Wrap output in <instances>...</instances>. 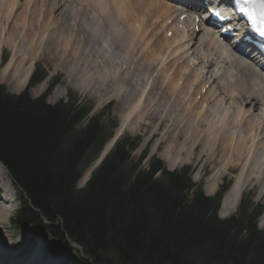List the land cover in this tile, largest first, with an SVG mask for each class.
Returning a JSON list of instances; mask_svg holds the SVG:
<instances>
[{
    "label": "trees",
    "instance_id": "16d2710c",
    "mask_svg": "<svg viewBox=\"0 0 264 264\" xmlns=\"http://www.w3.org/2000/svg\"><path fill=\"white\" fill-rule=\"evenodd\" d=\"M47 76L37 67L19 95L0 85V162L19 191L13 220L18 231L45 234L49 251L77 244L80 264H264V208L242 201L236 215L220 219L223 191L205 195L189 167L169 171L134 152L141 139L126 135L77 187L83 173L114 137L111 106L90 116L93 103L69 93L55 105L29 89Z\"/></svg>",
    "mask_w": 264,
    "mask_h": 264
},
{
    "label": "bare ground",
    "instance_id": "6f19581e",
    "mask_svg": "<svg viewBox=\"0 0 264 264\" xmlns=\"http://www.w3.org/2000/svg\"><path fill=\"white\" fill-rule=\"evenodd\" d=\"M20 1H0L1 37L7 38L9 33L15 40L17 34L24 32L26 40L29 39V45L32 47L35 38L30 40L29 37L35 32L44 31V24L49 18H59V22L49 28L54 36H51L46 43H41L39 47L42 48L47 44V54L50 51L57 54V50H61L59 57H51V59L63 70L76 65L75 60L77 61L81 55L90 57L96 52L97 46L103 45L104 39L110 38L109 44L112 42L119 50L118 56L126 61V70L114 66V62L119 58L111 55L114 52L105 51L106 55H102L103 53L100 54L98 51V57L103 62L98 60L91 63L92 65L89 64L87 71L69 70L68 73L69 78L79 85L93 84L94 94L100 95V101H103V97L109 94L107 91L113 88L114 96L119 93L122 95L123 102L131 112L124 123L120 124L118 135L122 134L131 116L136 113L141 126L146 130L157 131L160 144L166 146L161 156L169 160L172 168L187 160L194 161L195 158L191 157L193 153L198 156V161L203 159L209 167L212 166L211 168L216 170L210 181L211 186L206 190L208 196L213 194L212 186L225 174L228 172L238 174V181L236 179V183L222 202L220 210L222 218L226 217L222 215V210L232 206L231 214L236 210L242 193L246 190L248 193L252 192L249 188L244 190L247 184L252 186L253 190L257 189L256 191L264 187V74L257 69L255 62L227 53L216 37L208 34L207 27L202 28L203 33L198 40V36L196 37L191 30H188L187 34H181L177 28L179 24L176 25V30H173L175 39L171 42L166 40L165 46L168 48L166 60L159 58L149 49H146L149 52L145 54L144 51H140L144 48L136 27L128 26V36L121 29H109V23L114 25L116 21L110 22L111 13L106 16L107 13L102 11V7L98 8L102 12L103 17H101L104 18L103 26L99 25L96 16L92 19L82 17L79 33L75 39L72 38L74 47L71 49L61 47L63 41L59 43L60 37L66 39L71 21L73 27L77 22V17L73 16L69 8H63L64 0H61L62 2L25 0L23 4ZM90 1L94 10L100 11L96 7L101 1ZM107 1L115 9L116 0ZM130 2H134L137 8L146 6L147 17L150 16V9L165 17L158 18L167 22L184 14V11L177 9L172 2L166 0H118L117 10L125 8L126 5L127 8ZM17 12L19 14L14 15ZM27 17H29L28 22H25L24 19ZM12 18L16 21L15 23L12 21L13 26L9 23ZM94 19L98 23L94 21V25L90 26L87 20ZM134 23L132 21V24ZM186 23L190 22L187 20ZM133 34L135 36L138 34V37ZM6 38L1 45L9 44L16 47L19 44ZM21 45L23 47L24 44ZM19 47L20 44L15 50L16 55L20 54H17ZM205 47H208L206 53L202 51ZM121 53L124 55L122 56ZM190 53V56L195 58L194 63L189 60ZM22 56L25 57L21 59L20 64L17 61L14 64L15 61L12 59L7 65L4 71L7 81L2 78V81L9 85L15 84L13 89L16 91L26 86L35 64L33 54L31 57L28 56L29 61L26 54L20 55ZM29 65L30 67L27 68ZM132 65L133 69H131ZM203 69L207 72L204 73ZM208 84L209 90L207 89L205 95H202L201 92ZM64 95L63 92L56 90L52 97L56 100ZM109 148L110 144L107 149ZM7 175L4 166L0 164V176L6 189L4 199L0 197V223L10 217L16 195L15 188L6 178ZM90 175L91 172H88L86 177L89 178ZM5 255L2 254V257L4 258ZM36 262L37 260L28 261L29 264Z\"/></svg>",
    "mask_w": 264,
    "mask_h": 264
},
{
    "label": "rangeland",
    "instance_id": "374dc122",
    "mask_svg": "<svg viewBox=\"0 0 264 264\" xmlns=\"http://www.w3.org/2000/svg\"><path fill=\"white\" fill-rule=\"evenodd\" d=\"M0 1H2V0H0ZM97 1L99 2V0H97ZM100 1H101V4L98 3L99 6H97L96 8L99 9L98 7H102V11L107 13V14H105L106 16H108L109 13H111L110 16L112 18L110 17L109 21L110 22H112L113 20L116 21V23L112 22V23H114V25L109 23V29H111V30L121 29V31L123 30L122 32L127 33V28H129L128 26L134 25V27H136V30H138V32H139V38L142 42V44H141L142 48H144V49H141L140 51H144L145 54H147L149 51H151L153 54H155L159 58H162L163 60H166L168 58V54H166L168 51L167 46H165L166 43L164 44V46H162L163 39L157 38V35H159L161 33L160 27H161V29H165V32L167 31V29H166L167 20L158 18V17H162V18H165V17H163L161 14H158L156 11L152 12L150 9H149L150 16L147 17V15H148L147 9L148 8L146 6L141 7V8H137L134 2H130L129 6L127 8H126V6H127L126 5L125 8H121V9L117 10L118 9V3H117L118 0L115 1L116 5H117L115 7V9L110 6V4L107 0H100ZM20 2L23 4L25 2V0H21ZM56 2H59V0H56ZM62 6H64L63 7L64 9L69 8V10L73 14V16L77 17V22H76L75 26L73 27V21H71L70 31H69L68 35L66 36V39L63 37H60L59 43L61 42V40L63 41V43L61 44V47L63 46V47L70 48V49L74 47L75 44H73L72 38L75 39V36L79 33L80 20L82 17H90L92 19V17L96 16L98 18L97 20L99 22V25L103 26L102 20L104 18H102L103 17L102 12L100 9H99L100 11H95L94 6L90 0L89 1L88 0H64L62 2ZM75 9L77 12L74 11ZM19 12H17L16 14L14 13V15H18ZM92 14L94 16H92ZM129 17L131 18V21H130ZM143 17H147V18H143ZM28 18L29 17L24 19L25 22H28L27 21ZM97 20L96 19H94L93 21L87 20V22H89L90 26H93L94 21L97 22ZM12 21H14V23L16 21L14 18H12V20H10L9 23L13 26ZM132 21H134L135 23L132 24ZM58 22H59V18H57V19L49 18L46 21V23L44 24L45 25L44 31L38 32V33L35 32L36 34L34 33L35 35L33 34L31 37L28 36L30 38V40L33 39V37L35 38L32 47L29 45V42H30L29 39L26 40V38H25L26 35L24 32L17 34L15 36V40H14V37L9 33H8L9 36H7V38L5 36L1 37V32H0V85H4L9 93L20 94L23 91H25L27 89L28 83H26V86L23 87L21 90L16 91L13 89L15 84L9 85L8 83L5 82V81H7V78H6V76H4V71L6 70L7 65L10 63V61L12 59H14L13 61H15L14 64L17 62H18V64H20L19 62L21 61V59L25 57V56L20 57V55L26 54L27 60L29 61L28 56L31 57V55L33 54L34 59H35V64L33 65L32 72L35 70L36 67H38L40 65L41 69H44L47 72V78L42 83L44 85L38 84V85H36L30 89L29 94L31 95L32 98H39V97L43 96L44 93L47 92L48 87L53 82V80L58 78V80H59L58 84L55 85V87L53 88V90L49 94V97L47 98V102L49 104L54 105L61 100L68 99V97H69L68 94L70 92H73L74 94L80 96L84 100L93 102V104H94V110L92 113L93 115L98 114L105 107L111 106L110 113H112V115L117 119V122H118L119 127H120L124 123L125 119L127 118V116L131 112L130 111L131 109H129L127 107L126 103L123 102L122 95L119 93V94L114 96L115 89L113 88V89H110L109 91H107V92H109V94H107L105 97H103L104 98L103 101L102 100L100 101V95L97 94L98 96H96V94H94L93 84H89V86H87L88 84L79 85V83H75L76 82L75 80L69 78V74H68L70 72L69 70L79 71L80 69H83V70L87 71V70H89V69H87L89 64H91V63L93 64L94 62H97L98 60L101 61V58L98 57V53H97L98 51L100 52V54L103 53L102 55H106L105 51H110L111 53L114 52V54H111V55L113 57H119L118 56L119 50H117V48L114 47L112 42L109 44L110 38H107V40L104 39L103 45L100 47L97 46L96 52H94L90 57L87 58L86 56L81 55L77 61L75 60L76 65L71 66L70 68L63 70V68L56 66V64L51 59V57H59L61 55V50H57V54L55 52L56 55L54 54V52L50 51V53L52 52V54H51L52 56H51L50 53H48V54L46 53L47 52V44H45V46L42 48L39 47L41 43H46V41L49 40L51 36H54L53 32H51V30L49 28L53 27V25L55 23H58ZM18 23L19 22H17V24ZM177 24H179V26H180L181 23L178 22ZM186 24L188 26H190V23H186ZM17 27H18V25H17ZM177 28H179V27H177ZM174 30H176V27ZM10 32H12V31H10ZM127 36H128V33H127ZM133 36H135V35L133 34ZM135 37H138V34ZM5 38L7 40H10L11 42L15 41V42H18L20 44V47L18 48L19 51L17 52V54L20 53L19 55H16V53H15V50L17 49V46H19V44H17L16 47L9 45V44L1 45L2 41ZM11 38H13V39H11ZM155 38H156V40H155ZM166 40L167 39H165V42H166ZM198 40H199V38H198ZM127 42L129 45V40H127ZM5 43H6V40H5ZM21 43L24 44L23 47H21L22 46ZM69 43H71V45H69ZM110 45H111V47H110ZM146 49H149V51H147ZM207 50H208V47H205L202 51L204 53H206ZM195 51H196V49L194 50V52ZM121 54H122V56L124 55V53H121ZM101 62H103V60ZM114 63H115L114 66H116V67L119 66L118 68L120 70L121 69L126 70L125 59L119 57L118 59H116V61ZM29 67H30V65L27 66V68H29ZM133 68L134 67L132 65L131 69H133ZM106 71H107V69H106ZM3 77L5 80L4 82L2 81ZM56 90H58L59 92H63V94H65L64 97L55 100L52 97V95H53L54 91H56ZM36 92H38L37 94L39 96H37ZM136 115L137 114L134 113L131 116L132 118H131V120L128 121L126 129H124V131L121 132L122 134H120L122 136L130 135L132 137H140L141 145H140V148L134 153V157L136 159L141 158L143 152L148 151L150 158L151 157H157V158L162 159L164 161V163L166 164L168 169L170 168L172 170H176V169H181L183 166H190L191 172L193 173V181L195 183L203 186L204 192L206 193V190L211 186L210 181H211V178H213L214 174L216 173V170H213L211 168L212 166L209 167V165H207L203 159L198 161L197 160L198 156H196V154H193V153L191 154V157L195 158L194 161L187 160V161L182 162V164H178L176 167L172 168L170 166L169 160L168 159L165 160L161 156V155H163L164 151L166 150V146H165V144H160L157 131H155V129L154 130H146L143 126H141V124L139 123L140 120L139 121L137 120ZM119 127H118V129H119ZM118 129L116 131L115 136H118ZM146 164H147V160L144 163V165H146ZM96 166H97V162L93 163L87 169V171L82 175V178L78 183L79 188H83L86 185L87 179H88V177H86L87 173L91 172V170L94 169ZM235 176H236V178H235ZM6 178L9 180L8 176ZM236 179H237V181L239 179L237 173L228 172L227 174H225L222 178H220L218 180V182L216 184H214L212 186L213 194L211 195V197L216 196L217 192L220 190V188L222 186H227L229 183L231 184V186L233 184H235ZM247 188L251 189L252 192L248 193L247 190L244 191ZM244 190H243L244 192H243L241 199H243L245 202H247L248 200H252L254 204H258V205L264 207V195H262V194H264V187L261 188L260 190L256 191L257 189L253 190V187L250 186L249 184H247L244 187ZM0 193H1V197H4V193H6V189L4 188L1 176H0ZM18 200H19V196L17 193L16 198H15V202L13 203L14 208H13V210H11L12 212L10 213V217L5 222L0 223V251L2 252L3 255L6 254L4 256V259H2V260H4V261L16 260V261H20V262H23V261L28 262L31 260H37L38 263L36 262V264H78L79 254L77 253V250H80L79 247H77V246H75L74 248L69 247L60 257L51 258L49 256L48 250H47L48 245H49V239L47 237L40 236L35 241L31 242V240L29 239L30 238L29 235H27L25 233H21V232L17 233L15 231V229L13 228V219H14L15 213L18 210L19 205H20ZM230 203H232V202H230ZM231 207L232 206L228 207L226 210L225 209L222 210V215L223 216L226 215L225 218H229V217L236 214L237 210L230 214ZM220 215H221V213H219V216ZM258 226L260 229L264 230V214L259 219ZM5 243H6V245H4ZM25 247H27V248H25ZM25 249H28V251H26L28 253H24ZM27 262H25V263H27Z\"/></svg>",
    "mask_w": 264,
    "mask_h": 264
},
{
    "label": "snow or ice",
    "instance_id": "6c2138e0",
    "mask_svg": "<svg viewBox=\"0 0 264 264\" xmlns=\"http://www.w3.org/2000/svg\"><path fill=\"white\" fill-rule=\"evenodd\" d=\"M250 2H251V0H246V3H250ZM210 11L216 17L221 16V13L218 11H215L214 9H210ZM241 11H245V9L242 8ZM247 15H248L249 19L252 20L253 23L255 24L256 17L252 15L251 11H248ZM256 31H258L261 36H264V4L261 5L260 24L257 25Z\"/></svg>",
    "mask_w": 264,
    "mask_h": 264
}]
</instances>
